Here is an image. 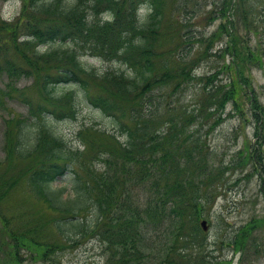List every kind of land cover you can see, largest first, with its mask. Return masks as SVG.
<instances>
[{"label": "rangeland", "instance_id": "374dc122", "mask_svg": "<svg viewBox=\"0 0 264 264\" xmlns=\"http://www.w3.org/2000/svg\"><path fill=\"white\" fill-rule=\"evenodd\" d=\"M222 1L162 0V18L156 34L152 35L154 46L151 58L154 70L145 82L137 85L135 92L125 91L119 82L120 77L117 74L120 71L135 75L123 62L79 55L83 64L92 68L89 73L82 75L86 90L91 94L108 96L111 99L110 104L114 107L113 113L119 120L127 124L135 121L136 117L131 115L136 107L143 113L146 109L154 111L147 129L149 133L153 128L158 133L169 127L170 122H180L185 113L195 114L202 103L201 94L205 92L202 86L211 79L207 80L209 75L214 76L215 83H230L229 79L235 77L230 67L233 57L223 51L231 33H237L248 48L260 56V59L249 62L247 70L243 73V78L246 77V93L236 105L229 101L223 110L219 109L217 124L211 125L217 115H211L205 120L204 116L209 114L208 111L214 112L210 111L212 108L207 107L203 114L196 118V122L190 119L187 123L186 132L182 135H189V146L197 137L204 142L202 155L213 168L212 171L218 173L217 179L213 175V179L200 175L190 181V193L201 196H197L198 204L195 203L199 216L194 215L197 206L184 211L185 223L183 231L179 234L182 233L186 239L179 238V234L177 237L171 235L172 225L170 221L165 220L155 230L151 229L147 237L150 250L146 251L139 264H264V222L259 226L256 224L252 230L258 246L257 251L242 258V251L235 250L232 243L239 227L251 218L260 220L264 217V134H260L264 128V117L260 120L254 115V112L264 115V0H244L239 14H233L234 10L229 9V16L220 12ZM236 1L232 0L231 5L235 2L236 7ZM23 3L24 0H0V24H16L13 31L17 34L19 43L23 39L21 33L26 30L19 28L16 31L22 16ZM27 11L28 16L36 15L41 19L44 16L39 10L30 7ZM86 13L89 20L95 18L100 23L111 19L104 11L91 13L88 8ZM144 14L145 7L142 6L139 15L143 17ZM9 30L1 31L0 34L9 38ZM56 42L52 46L61 49L73 50L75 46L70 40ZM229 43L232 44V41ZM50 46L37 43L25 47L20 45L29 55L35 50L42 54L46 47ZM190 46L191 51L186 55ZM74 49L78 53L77 48ZM6 53L18 63H23L24 57L14 53L12 47L6 46ZM39 64L51 73L69 65L65 60L57 61L50 56L41 58ZM70 84L66 83L61 87L74 91V118L58 119L46 114L43 120H39V117L29 119L28 106L22 101L23 97L41 101V98L46 96L34 85L32 75L21 73L20 76L13 77L0 71V179L14 180L12 189L2 203V209L6 213H12L11 223L17 234L37 236L42 242V248L48 251L44 259L32 258L30 251L23 246L18 254L20 264H117L106 262L107 253L103 250V244L92 231L84 230L80 233L79 230H70L69 228H74L68 224L66 225L69 228H66L64 233L57 229L59 211L47 207L34 192L29 181V170L40 162V156H45V152L38 149L30 156L23 157L14 150L20 119L33 122L34 127L38 122L45 121L64 138L70 150L77 151L72 160L77 162L81 177H86L87 168L97 171L106 169L102 160L106 154L99 151L103 150L108 138L112 139L114 136L119 141L115 140V143L119 144L125 139L117 130L114 121L117 120L116 116H108L98 107L92 106L85 98V89L81 82L71 86ZM148 98H151V101H148ZM64 102L57 100L53 103L63 109L67 107ZM80 129L86 137L96 141L93 152L87 151L88 147L78 135ZM179 135L181 137V134ZM252 157L257 161L256 165L253 164ZM50 185L57 189L65 187L62 198L72 195L71 173L66 172L65 175L57 177ZM126 187H130L134 194L138 193L140 196L143 195L144 187L146 190L145 185L138 186L134 180ZM118 188L123 189L122 185ZM78 215L84 220L82 227L87 226V222L93 218L92 206L87 205ZM200 218L209 223L205 232L199 225ZM193 222L196 225L192 226ZM193 227L196 228L195 234L199 241L185 244L188 234L194 231ZM191 240L193 241V236ZM4 246L0 235V248ZM181 248H184L183 251H180ZM0 257H3L1 251Z\"/></svg>", "mask_w": 264, "mask_h": 264}, {"label": "trees", "instance_id": "16d2710c", "mask_svg": "<svg viewBox=\"0 0 264 264\" xmlns=\"http://www.w3.org/2000/svg\"><path fill=\"white\" fill-rule=\"evenodd\" d=\"M231 1H222L220 12L224 16H229L227 12L229 9L234 10L233 14H239V8L244 2L237 0L235 7V2L232 6ZM142 6L145 7L143 17L139 15ZM28 7L43 13L42 19L36 15L28 16L26 14L29 13ZM88 8L91 13L104 11L111 19L101 23L95 18L89 20L86 13ZM21 15L16 31L19 28L26 30L21 33L23 39L20 43L17 41V34L13 31L16 24L3 22L0 24V33L12 29L9 30V38L0 34V58H2L0 71L13 77L20 76L21 73L32 75L34 85L46 96L41 98V101H33L29 97L21 99L28 106L29 119L39 117V120H43L46 114L58 119L74 118L76 115L74 91L65 90L61 86L80 82L85 89V98L92 106L98 107L108 116H116L108 96L100 93L91 94L86 90L82 75L89 73L92 68L85 66L79 55L117 59L127 65L135 75L124 71L117 72V75L120 77L119 82L122 87L128 92H135L137 85L145 82L153 73L151 56L154 37L152 35L156 34L162 18V0H24ZM42 21L45 23L43 24ZM57 40L62 42L70 40L78 53L74 48L72 50V48L61 49L52 46ZM230 40L232 44L229 43ZM35 43L52 47H46L42 54L36 50L31 55L24 52L23 47ZM21 44L23 47H20ZM6 46L12 47L14 53L21 54L24 57L23 63H18L14 57L6 53ZM224 46L223 51L233 57L230 67L235 77L229 79L230 83H215L214 76L209 75L207 80L211 79L205 80V85L202 86L205 92L201 94L202 103L196 112L197 115L194 112L185 113L180 122H170L169 127L158 133L155 128L151 133L147 130L152 121L153 110L146 109L143 113L136 107L131 115L136 117V120L130 122L131 124L119 120L116 116L117 120L114 121L117 130L125 139L119 144L115 143V140H118L114 136L112 139L108 138L103 150L99 151L106 154V157L102 158L106 169L97 171L87 168L85 178L80 176L77 162L72 160L73 154L77 151L70 150L64 138L47 122H38L34 127L33 122L19 120L14 150L23 157L30 156L38 149L45 152V156H40V162L29 170V181L34 192L47 207L59 211L56 227L60 232L64 233L66 228H69L66 224L74 228H69L70 230L77 232L79 230L80 233L84 230L92 231L103 244V250L107 253V263L139 264L150 248L147 237L151 229L155 230L167 220L172 225L171 235L177 237L183 231L184 211L189 207L195 208L198 204L197 196L198 198L201 196L190 193L188 189L190 181L200 175L217 179L218 174L212 171L213 168L202 155L205 144L200 141V137L189 146V135H182L186 132L185 127L190 119L196 122V118L203 114L206 107L212 108L210 111L214 112L208 111L209 114L204 116L205 120L211 115H217L211 125L217 124L219 109L223 110L229 101L236 105L240 97L246 93V84H244L246 77L243 78V73L247 70L248 63L260 59V56L254 54L237 33H231ZM191 48L190 46L187 49L186 55ZM49 56L57 61L65 60L69 65L51 73L39 64L41 58ZM57 100L65 101L67 107L59 108L60 105L53 103ZM148 101H151V98H148ZM254 115L260 120L264 117L258 112H254ZM261 131L260 134L263 135L264 128ZM78 135L88 147L87 151L93 152L96 141L86 137L82 129L78 131ZM106 144L110 146L106 148ZM251 160L256 165L257 161L254 157ZM66 172L72 175V195L62 198L65 187L57 189L52 188L50 184ZM132 180L138 186H146L142 196L138 193L134 194L130 187H126ZM13 184V179H0V235L5 243V246L0 248L3 253L0 264H20L18 254L23 246L30 251L32 258L44 259L48 251L42 248L41 240L37 239V236L17 234L11 223L12 213H6L2 209V203L6 200L5 197ZM121 185L123 189L118 188ZM87 205L92 206L93 218H90L91 221L87 222V226L82 227L84 220L78 214ZM194 215L199 216L198 206L194 210ZM263 222L264 217L260 220L251 218L235 233L232 243L235 250L242 251V258L258 250L252 230L256 224L259 226ZM194 225L196 223L193 222L192 226ZM192 229L194 231L188 234L185 244L199 241V237L195 234L196 228ZM178 236L186 239L182 233ZM183 249L181 248L180 251Z\"/></svg>", "mask_w": 264, "mask_h": 264}, {"label": "water", "instance_id": "95a60500", "mask_svg": "<svg viewBox=\"0 0 264 264\" xmlns=\"http://www.w3.org/2000/svg\"><path fill=\"white\" fill-rule=\"evenodd\" d=\"M199 225L201 226V229L205 232L207 231L208 227H209V223L203 219V218H200L199 219Z\"/></svg>", "mask_w": 264, "mask_h": 264}]
</instances>
